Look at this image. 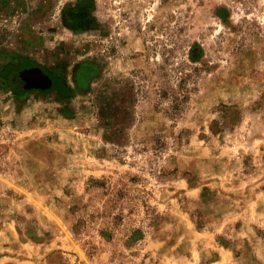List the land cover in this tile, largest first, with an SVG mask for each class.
Segmentation results:
<instances>
[{
    "label": "rangeland",
    "instance_id": "374dc122",
    "mask_svg": "<svg viewBox=\"0 0 264 264\" xmlns=\"http://www.w3.org/2000/svg\"><path fill=\"white\" fill-rule=\"evenodd\" d=\"M0 264H264V0H0Z\"/></svg>",
    "mask_w": 264,
    "mask_h": 264
},
{
    "label": "trees",
    "instance_id": "16d2710c",
    "mask_svg": "<svg viewBox=\"0 0 264 264\" xmlns=\"http://www.w3.org/2000/svg\"><path fill=\"white\" fill-rule=\"evenodd\" d=\"M23 79L25 80V87L35 88V89H56L55 82L56 79L43 71L42 69H36V71L31 72L29 75L23 74Z\"/></svg>",
    "mask_w": 264,
    "mask_h": 264
}]
</instances>
